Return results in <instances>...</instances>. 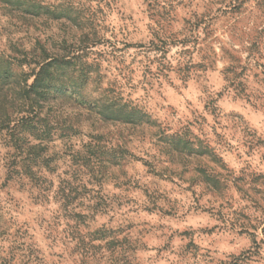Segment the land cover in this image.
Wrapping results in <instances>:
<instances>
[{
	"label": "clouds",
	"instance_id": "9594fccd",
	"mask_svg": "<svg viewBox=\"0 0 264 264\" xmlns=\"http://www.w3.org/2000/svg\"><path fill=\"white\" fill-rule=\"evenodd\" d=\"M0 264H264V0H0Z\"/></svg>",
	"mask_w": 264,
	"mask_h": 264
}]
</instances>
